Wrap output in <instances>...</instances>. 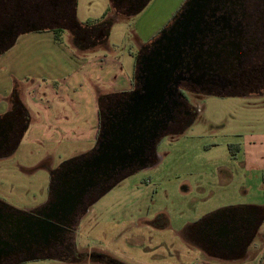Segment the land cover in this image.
<instances>
[{"label": "flooded vegetation", "instance_id": "af4514ba", "mask_svg": "<svg viewBox=\"0 0 264 264\" xmlns=\"http://www.w3.org/2000/svg\"><path fill=\"white\" fill-rule=\"evenodd\" d=\"M149 1L109 0V10L128 16ZM75 2L0 0V50L26 25L64 30L73 43L102 41L110 20L105 15L95 23H77ZM168 56L169 66L176 65L163 91L166 108L157 105L145 112L141 131L136 134H142V138L133 140L125 135L122 139L119 126L132 122L128 113L146 93L149 68ZM136 64L134 92L128 98L107 103L94 150L51 169L47 194L39 205L18 210L0 200V264H17L29 256L81 260L74 234L82 214L113 183L153 164L161 136L190 125L195 112L187 102V92L264 93V0H184L163 28L140 47ZM26 126L25 107L12 103L0 116V158L11 154ZM243 217L232 221L230 230L223 231L218 225L210 229L208 235L217 245L213 250H224L233 243L244 247L264 222L261 216ZM85 256L90 262L110 261L101 253Z\"/></svg>", "mask_w": 264, "mask_h": 264}, {"label": "rangeland", "instance_id": "374dc122", "mask_svg": "<svg viewBox=\"0 0 264 264\" xmlns=\"http://www.w3.org/2000/svg\"><path fill=\"white\" fill-rule=\"evenodd\" d=\"M183 1L150 0L142 10L127 16L113 14L109 0H76L75 19L84 25L106 15L110 20L106 45L131 69L138 46L160 31ZM59 36L72 48L66 31L60 30ZM186 99L195 112L190 125L161 136L153 164L113 183L82 214L74 234L81 260L29 256L17 264H264V222L249 246L252 256L238 263L203 256L191 244L182 243L176 231L221 206L264 204V181L254 171L261 168L264 158L255 164L243 156L246 137L258 136L264 145V93L187 92ZM79 148V144H70L59 150L68 155ZM27 149L24 143L18 152L0 158V200L14 209L34 207L45 199L50 173L46 174L43 168L47 165L39 159L56 152L33 146L30 159ZM91 252L110 261L90 262L85 254Z\"/></svg>", "mask_w": 264, "mask_h": 264}, {"label": "crops", "instance_id": "0c3cea01", "mask_svg": "<svg viewBox=\"0 0 264 264\" xmlns=\"http://www.w3.org/2000/svg\"><path fill=\"white\" fill-rule=\"evenodd\" d=\"M105 41L88 46H74L70 41L71 48L55 41L51 29L26 25L0 50V116L11 108L12 103L23 105L27 111L26 129L9 156L18 152L24 143L28 146L30 159L34 156L33 146L46 152L54 148V154L46 153L39 159L40 163L47 165L43 168L47 174L60 163L86 157L94 150L104 120L103 112L108 111L107 103L130 97L137 82L136 60L131 69L127 62L124 66L122 58ZM142 45L138 46L139 49ZM245 143V160L258 164L259 158H264L261 138L249 136ZM70 144H79L80 151L61 155L59 147ZM55 157H58L56 162ZM260 167L254 171L264 181V164ZM27 208L31 207L23 206L18 210ZM201 215L176 230L182 243L191 244L203 256L234 263L252 256L248 253L249 246L260 227L253 231L244 247L233 243L218 251L212 249L217 245L208 233L215 225L223 231L230 230L232 221L241 216L264 218V204L246 202L221 206Z\"/></svg>", "mask_w": 264, "mask_h": 264}, {"label": "water", "instance_id": "95a60500", "mask_svg": "<svg viewBox=\"0 0 264 264\" xmlns=\"http://www.w3.org/2000/svg\"><path fill=\"white\" fill-rule=\"evenodd\" d=\"M169 58L170 57L168 56L166 61L159 60L157 62L155 60L157 63L152 64V67L154 66V68H149L150 71L149 77L147 78L146 82V93L138 102L134 104L130 113H128L130 115L128 121L131 120L132 122H129L130 124L128 122H124L122 125L119 126V136L122 139L125 137V135L132 136L133 140L142 138V134H140L139 136L136 134L141 129L145 112L149 109H154L157 105L161 106L162 108H166L165 103L163 101V91L168 85L171 75L173 73V68L176 65L173 64V67H170L169 65L171 62L169 61ZM102 162L106 164V158H104Z\"/></svg>", "mask_w": 264, "mask_h": 264}, {"label": "trees", "instance_id": "16d2710c", "mask_svg": "<svg viewBox=\"0 0 264 264\" xmlns=\"http://www.w3.org/2000/svg\"><path fill=\"white\" fill-rule=\"evenodd\" d=\"M104 16H105V15H104ZM104 16H102L101 19H103ZM101 19H100V20H101ZM100 20H98V21H100ZM98 21H96V22H98ZM91 23H95V22H88V23H86V24H91ZM86 24H85V25H86ZM107 30H108V28H107ZM107 30L105 31V34L107 33ZM51 31H52V33H53L54 40L57 41V42H59V41H60V36H59V32H60V30H59V29H52ZM103 41H105V38H104L102 41H100V42H103ZM93 45H94V44H93ZM81 46H83V45H81ZM84 46H88V45H84ZM193 264H199V263H193Z\"/></svg>", "mask_w": 264, "mask_h": 264}]
</instances>
